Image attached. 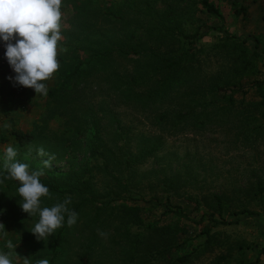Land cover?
<instances>
[{"label": "trees", "instance_id": "16d2710c", "mask_svg": "<svg viewBox=\"0 0 264 264\" xmlns=\"http://www.w3.org/2000/svg\"><path fill=\"white\" fill-rule=\"evenodd\" d=\"M94 1L103 5V23L111 25L114 31L110 35L100 34L96 39L97 48L82 49L83 62L61 72L60 86L49 96L54 97L64 85L82 79L84 72L95 69L105 75L106 83H111L109 92L117 103L130 107L133 113L146 115L149 128L135 132L134 119L125 128L117 121V129L105 140L104 136H97L99 131L86 132L87 129L76 126L77 137L85 136L86 145L82 146V142L68 152L66 172L50 169L44 172V181H41L49 188L56 203L71 198L69 208L78 214L76 224L69 227L65 223L51 237V263L65 257L64 245H68L69 239L74 240L71 235L79 233L80 264H92L100 249L99 257L112 256L114 260L111 261L117 264H189L196 251L173 257V251L177 252L183 246L178 243L175 230L145 225L136 204L149 203L153 208H163L162 217L188 218L190 213L200 211L204 203V208L212 214L202 213L200 224L207 220L214 227L232 224L224 218L226 210L235 211L234 216L255 215L252 207L264 201L261 169L249 170L254 179L231 181L229 188L223 186L218 195L215 191L203 195L201 202L190 193L192 179H197L195 172L189 168L183 171L170 169L173 161L180 167V158L175 153L166 168L160 166L163 163L160 154L167 147V139L201 135L214 124H219L216 128L227 133L232 131L233 144L238 140L247 147L262 140L264 144V80L249 79L241 83L236 79L237 74L244 78L246 72L255 74L256 56L253 54L254 59L243 60L240 66L237 62L241 58L232 57L233 75L229 73L228 77L209 76L200 66L194 65L199 58L198 42L207 35L200 33L201 26L189 33L184 26L187 18L193 19L195 13L223 22L220 10L211 0H175L164 8L158 7L159 3H165L164 0ZM234 12L237 16L246 13L243 8L234 9ZM197 20V23L203 22ZM211 30L225 34L221 40L231 43L222 47H231L233 55L236 46L232 37L222 26ZM114 59L128 61L130 70L119 75L111 63ZM13 88L19 94L21 87L14 85ZM252 92L260 99L258 103L243 100ZM237 95L242 99L237 100ZM68 111L76 113L72 107ZM37 137L34 133L12 130L0 135V143L12 140L25 157H33L30 161L24 160L34 167L36 160L47 159V156L34 153ZM78 154L83 157L80 162ZM151 162L153 165L144 170ZM177 200L182 204H193V210L188 211L186 205L178 204ZM81 219H84L82 225ZM73 228L76 230L67 236ZM100 232L107 236L101 237ZM201 235H206L205 243L210 244L209 230H202ZM222 260L219 257L214 264H221Z\"/></svg>", "mask_w": 264, "mask_h": 264}, {"label": "rangeland", "instance_id": "374dc122", "mask_svg": "<svg viewBox=\"0 0 264 264\" xmlns=\"http://www.w3.org/2000/svg\"><path fill=\"white\" fill-rule=\"evenodd\" d=\"M164 1L165 3H159L158 7L164 8L175 0ZM211 2L220 10L223 22L195 13L193 19L187 18L184 26L188 33L197 26H201L200 33L207 35L198 42L199 58L194 65L200 66L209 76L228 77L229 73L230 76L233 75L230 63L232 57L241 58L237 62L240 66L243 60L253 58L254 54L256 56L255 59L253 58L255 74L246 72L244 73L247 75L245 78L242 75L238 77L237 74L236 79L241 83H246L249 79L264 80V13L262 12L264 0H211ZM241 8L245 9L246 13L237 16L234 9ZM103 9V5L94 0H62V39L58 42L57 50L60 67L51 79L44 82L48 88L46 96L36 94L33 89L19 86L10 80L9 77L14 78L15 76L11 67L2 77L0 127L5 124L8 127L0 131V135L3 132L8 134L12 130L37 135L35 155H37V149L42 147L50 156L55 157L52 160V166L43 170L44 172L55 168L58 172H66L68 152L70 153L82 142V146L86 145L85 136L77 137L76 135L77 125L83 130L87 129L86 132L99 131L97 136H104L105 140L109 139L117 129V121L120 122L121 128H125L129 127L134 119L135 132L146 131L149 128L145 121L146 115L133 113L130 107L122 102L117 103L112 93L109 92L111 83H106L105 75L95 69L84 72L82 79L80 77L64 85L54 97L49 96L50 92L60 86V73L83 62L85 54L82 49L97 48L96 39L100 34L110 35L114 31L111 25L103 23ZM197 19L203 22L197 23L199 21ZM219 26L223 27L228 36L232 37V43H235L236 52L233 55L231 47L229 49L222 47L225 43H231L224 39L221 40L225 34L211 30ZM60 48L64 51H60ZM111 63L119 75H123L131 68V64L123 59H114ZM14 85L21 87L23 93H16ZM239 99L241 100L242 97L237 95V100ZM243 100L253 103L260 101L253 92L247 94ZM70 107L75 109L76 113L67 112ZM218 125L214 124L201 132V135L187 134L167 139V147L160 154L163 158L160 166L166 168L165 166L175 153L180 158V167L173 161L170 169L183 171L189 168L195 172L197 179H192L190 193L198 197L201 202L203 195L208 196L214 191L218 195L223 186L229 188L228 184L231 181L241 179L243 182L246 179H254L249 174L252 168L261 169L264 175L263 140L260 143L259 141L254 143L251 147L244 146L241 140L233 144L232 131L227 133L221 128H216ZM9 145L17 149L16 159L27 163L30 170L42 168V159L36 160L32 167L24 159L30 161L33 157L29 155L25 157L24 152L18 149L12 140L5 144L0 143V210H4L0 215V224H3L0 226V251L11 252L13 264H24V258L30 259V264H36L37 260L45 258L49 260V264H80L81 251L78 239L81 235L79 233L71 235L70 238L74 240L69 239L68 245H64L65 257L56 259L53 263H51L50 256L52 238L49 237L44 241L38 240L31 233L32 227L38 221V216L29 217L22 211L19 206L20 197L17 193L19 183L5 178L7 171L3 166V157L4 149ZM107 145L110 146L108 143ZM82 159L83 157L78 154V162ZM152 165L153 162L149 163L144 170ZM257 176L261 177V174L258 173ZM40 179L44 181V175ZM55 203L56 199L52 196L44 197L41 206L51 207ZM177 203L184 207L186 205L182 204L181 200H177ZM136 205L141 209L140 217L145 225L154 224L175 230V236L179 239L178 243L183 246L177 252L173 251V257L196 251L189 264H214L219 257L223 258L221 264H252L255 262L264 264V254H262L264 250V201L255 207L251 206L256 212L252 216H234L232 214L235 211L226 210L224 218L232 224H220L216 227L207 220L200 224L202 213L212 214L211 210L204 208V203L200 211L190 213L188 218L173 215L162 217L163 208H153L149 203ZM193 206L190 203L186 205V208L191 211ZM83 223L84 219H81L80 224ZM204 227H206L205 230ZM75 230L71 229L67 236ZM202 230H209L210 244L205 243L208 237L201 235ZM9 242L14 245L12 249L7 247ZM105 252L108 253L106 249ZM100 253L101 249L97 250L92 264H117L111 261L114 260L112 256L103 257L101 255L99 257Z\"/></svg>", "mask_w": 264, "mask_h": 264}, {"label": "clouds", "instance_id": "9594fccd", "mask_svg": "<svg viewBox=\"0 0 264 264\" xmlns=\"http://www.w3.org/2000/svg\"><path fill=\"white\" fill-rule=\"evenodd\" d=\"M61 4L62 0H0V43L4 44L5 58L15 73L14 78L9 79L44 96L48 93L44 82L60 67L57 50L62 39ZM7 127L3 125L0 131ZM37 155L49 158L41 161L42 168L30 170L27 163L16 159L18 151L9 145L4 149L3 166L7 171L5 178L19 183L17 193L22 211L29 217L38 216L31 233L44 241L65 223L69 227L76 224L78 214L69 208L71 198L51 207L41 206L42 198L50 197V191L40 178L44 175L43 169L50 168L55 157L42 147L37 149ZM3 211L0 210V215ZM99 235L107 236L104 232ZM7 247L12 249L14 245L9 242ZM0 264H13L12 253L0 251ZM24 264H30V259L24 258ZM36 264H49V260L39 259Z\"/></svg>", "mask_w": 264, "mask_h": 264}, {"label": "built area", "instance_id": "2783aa9c", "mask_svg": "<svg viewBox=\"0 0 264 264\" xmlns=\"http://www.w3.org/2000/svg\"><path fill=\"white\" fill-rule=\"evenodd\" d=\"M9 64L5 58V47L3 43H0V80L5 75V72L9 68ZM19 91L21 92L22 89L20 88Z\"/></svg>", "mask_w": 264, "mask_h": 264}, {"label": "crops", "instance_id": "0c3cea01", "mask_svg": "<svg viewBox=\"0 0 264 264\" xmlns=\"http://www.w3.org/2000/svg\"><path fill=\"white\" fill-rule=\"evenodd\" d=\"M8 71H9V70L7 69V71L5 72V75L8 73Z\"/></svg>", "mask_w": 264, "mask_h": 264}]
</instances>
